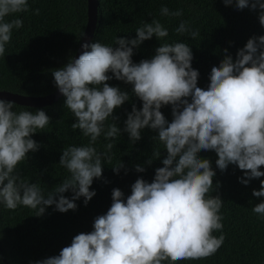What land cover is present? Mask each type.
<instances>
[{"label":"clouds","instance_id":"9594fccd","mask_svg":"<svg viewBox=\"0 0 264 264\" xmlns=\"http://www.w3.org/2000/svg\"><path fill=\"white\" fill-rule=\"evenodd\" d=\"M233 2L239 10L259 9V23L264 26V2L223 0L225 6ZM29 11L28 0H0V56L13 30L23 27L17 14ZM39 12L37 8L34 14ZM160 14L178 18L183 10L162 6ZM175 31L191 39L200 35L183 20ZM135 32L134 39L116 37L115 48L85 42L78 58H69L63 67L52 70L55 86L66 97L65 107L75 117L72 129L90 139L87 145L62 149L59 165L70 175L47 196L38 183L26 181L17 169L30 152L39 149L32 135L42 132L51 118L42 109L13 111L14 102L0 99V205L9 210L25 206L42 216L48 206L55 205L64 213L76 210L80 197L87 205L96 195L90 187L102 177V161L111 162L114 144L106 143L103 152L94 145L101 134L105 140L121 134L113 113L130 99L129 92L107 83L113 77L132 85V93L142 101L139 110L133 104L125 121L123 131L130 141H139L147 127L158 133L153 140L163 144L167 153L152 182L138 178L126 199L119 188L113 189L110 208L95 218L91 232L75 235L58 255L35 264H177L207 259L225 240L220 211L224 201L219 195H209L216 173L211 161L198 153L214 151L221 171L230 164L238 166L244 173L238 179L244 185L264 177L260 170L264 166V35L248 39L235 60L225 49L203 89L197 86L199 72L192 68V48L186 43L160 44L151 59L133 63L134 48L153 36L160 40L169 35L157 19ZM166 105L172 106L171 122L161 111ZM109 118L113 123L106 127ZM153 155L158 159L161 152ZM153 160L149 158L146 164ZM123 167L120 161L112 170L118 174ZM135 170L144 172L145 167L137 164ZM219 186L217 182L215 191ZM68 191L73 194L70 199L64 195ZM252 195L264 197V180ZM252 212L264 218V201ZM217 231L221 233L218 237L213 235Z\"/></svg>","mask_w":264,"mask_h":264},{"label":"trees","instance_id":"16d2710c","mask_svg":"<svg viewBox=\"0 0 264 264\" xmlns=\"http://www.w3.org/2000/svg\"><path fill=\"white\" fill-rule=\"evenodd\" d=\"M30 11L17 14L23 20V27L13 30L12 39L6 45L4 56H0V90H8L24 95H45L56 86L52 70L63 67L72 58L80 43L87 20V0H28ZM264 2V0H261ZM162 6L170 11L183 10L181 17H166L160 14ZM39 15H35V9ZM97 23L90 42L114 44L116 37L136 38L135 30L144 23L157 19L168 30L169 35L158 40L153 36L133 49L132 61L151 59L160 44L183 42L192 48V68L198 70L197 86L207 89L210 83V72L213 66H219L227 49L235 60L236 53L243 48L248 39L264 35V26L259 23V9L239 10L232 5L225 6L223 0H98ZM16 17H6L12 19ZM187 21L193 30L200 35L191 39L186 33L178 34L175 29L181 21ZM112 75V73H108ZM110 86L129 92L130 99L114 110L118 117L114 123L121 129V134L114 140H105L104 135L98 138V152H103L106 143H113L110 153L112 160L102 161V177L93 180L90 190L96 195L85 205L84 197L75 201L76 210L59 212L55 205L48 206L42 216L25 206L9 210L0 205V249L9 264H35L36 261L58 255L60 250L69 246L73 237L79 233L93 230L97 216L106 214L112 203V190L119 188L125 199L131 194V185L143 178L152 182L155 170L163 167L162 159L167 153L164 145L153 140L158 133L150 128L141 131V139L132 143L123 131L127 115L133 104L139 110L142 101L132 93V85L115 79L107 81ZM190 99V98H189ZM63 95L50 105L33 107L14 103L13 111L24 110L35 113L44 110L50 123L32 135L39 145L36 152H30L28 159L18 165L21 177L28 182L38 183L44 195L53 191L57 184L70 174L59 165L64 147L87 145L79 129L71 125L75 117L65 107ZM166 120L171 122L172 106L161 108ZM113 123L111 118L105 126ZM40 131V130H38ZM159 150L161 156L155 159L153 153ZM198 156L211 161L216 175L213 178V191L209 195H219L224 201L221 208L223 217V234L225 240L217 253L204 260L179 261L177 264H264V218L252 212V208L264 201V197H254L253 190H259L264 177L251 180L247 185L238 178L244 177L236 165H229L221 171L215 161L214 151H200ZM154 159L151 165L146 161ZM124 167L115 173L112 167L118 162ZM145 167L144 172H137L135 166ZM264 171V166H261ZM219 188L215 191V185ZM69 199L72 192L64 193ZM58 199V197H57ZM220 232L213 235L219 236ZM1 264V263H0ZM164 264H169L165 261Z\"/></svg>","mask_w":264,"mask_h":264},{"label":"water","instance_id":"95a60500","mask_svg":"<svg viewBox=\"0 0 264 264\" xmlns=\"http://www.w3.org/2000/svg\"><path fill=\"white\" fill-rule=\"evenodd\" d=\"M97 5L98 0H87V20L84 32L82 34L80 43L77 47L72 58H78L82 53V44L87 42L90 44L92 37L94 35L96 23H97ZM62 94L56 87L53 91L45 95H24L16 92H11L8 90H0V99L5 101H11L20 105H27L33 107H41L45 105H50L55 102Z\"/></svg>","mask_w":264,"mask_h":264},{"label":"rangeland","instance_id":"374dc122","mask_svg":"<svg viewBox=\"0 0 264 264\" xmlns=\"http://www.w3.org/2000/svg\"><path fill=\"white\" fill-rule=\"evenodd\" d=\"M0 253H1V249H0ZM0 263L1 264H9L2 255H0Z\"/></svg>","mask_w":264,"mask_h":264}]
</instances>
